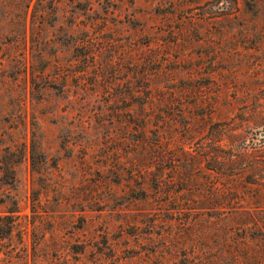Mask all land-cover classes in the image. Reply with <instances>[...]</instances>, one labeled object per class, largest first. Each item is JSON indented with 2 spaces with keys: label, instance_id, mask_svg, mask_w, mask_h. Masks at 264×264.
I'll use <instances>...</instances> for the list:
<instances>
[{
  "label": "rangeland",
  "instance_id": "rangeland-1",
  "mask_svg": "<svg viewBox=\"0 0 264 264\" xmlns=\"http://www.w3.org/2000/svg\"><path fill=\"white\" fill-rule=\"evenodd\" d=\"M19 2L0 0V215L12 221L0 264H224L213 213L225 207L212 209L210 186L223 196L231 184L209 169V116L249 122L221 152H253L264 180V125L251 115L264 112V0H59L45 32L59 56L50 89L33 81V0L25 30L3 38ZM145 71L147 86L175 87L179 109L149 113L179 171L197 170L179 185L193 193L168 201L194 209L132 190L141 133L128 88Z\"/></svg>",
  "mask_w": 264,
  "mask_h": 264
},
{
  "label": "trees",
  "instance_id": "trees-1",
  "mask_svg": "<svg viewBox=\"0 0 264 264\" xmlns=\"http://www.w3.org/2000/svg\"><path fill=\"white\" fill-rule=\"evenodd\" d=\"M31 1L21 0L18 3L17 8L19 7L20 9L18 10L19 13H17L16 23L14 25L8 23L5 26L7 32H9L4 34L3 38L6 41H13L17 37L15 35L17 32L19 34L22 30H25L26 14ZM58 1L33 0V81L43 82L45 89L55 88L56 85L53 77H49L50 55L54 56L55 62L59 56L55 54L56 51L51 52L55 38H48L45 32L55 12V3ZM59 67L62 69V66L59 65ZM70 72L67 69L65 70L66 76L62 74L64 81L70 77ZM78 73L80 72L78 71ZM146 75V71L142 72L140 77H137L135 82H133V87L131 89L128 88L130 105L135 112V116L131 115L132 127H134L135 131L141 133V136L135 140L136 142L132 149L133 152H141L138 160L139 164L142 165V169L138 168V166L133 167V170L131 169L130 175L134 174V182L138 185V190L134 188L132 190L140 193L142 198H154L160 204V207L167 211L170 209L178 211L181 208L194 209L190 204L191 198H185L183 203L174 206L168 201L172 192H177L187 186V184L184 187L182 185L179 186L180 182L185 181L187 183L197 170L196 168L193 170L192 167L189 169L185 168L184 174L179 171L180 164H177V160L174 159L171 150L167 149L163 142L164 137L160 130L162 127L160 123H163V121L157 120L155 123H151V117L155 115L159 117L161 113L155 111H151V114L149 113L150 109H159L157 106L170 109L173 112V109H179L178 98L175 96V87L173 85L160 86L158 84L156 86H147L151 79H148ZM261 91L264 92V88H261ZM188 94L194 99V106H199L194 98L196 97L195 93L192 94V90H190ZM159 110L161 111V109ZM253 114L256 115V118L252 122L255 125L263 126L264 112L258 111L251 115ZM209 119H218L211 124V127L216 126V128L212 134V140L215 145L209 155V159L213 164L209 169L217 175L226 176L225 180L231 184L223 192V196L218 194L215 187L210 186L211 201L214 204L212 209H217L218 206L216 205L220 203L224 205L222 207H225L224 213H213L216 218L213 224L217 229L220 230L222 228L224 231L225 240L223 244L225 247L223 249H225L226 254L224 264H264V180L258 177L257 171L259 168L256 164V156L253 152H248L247 150H243L239 154H224L221 152L220 147L224 137L230 135L229 130L244 127L249 125V122L235 121L227 124L229 121L223 118H211L209 116ZM149 133H151L152 137H150ZM186 160L191 162L187 158ZM224 166L231 167V170H226ZM246 172L248 174H245ZM237 186L241 187L242 193L238 191ZM185 189L193 193V189L190 186ZM242 204H245V206H240ZM5 219H8V216L0 215V238L9 233L12 225V221L3 223ZM219 224H221L220 227L218 226ZM187 263L189 262L187 261Z\"/></svg>",
  "mask_w": 264,
  "mask_h": 264
}]
</instances>
